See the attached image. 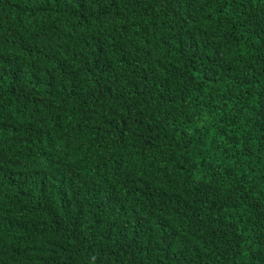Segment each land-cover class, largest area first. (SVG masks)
<instances>
[{"label":"trees","instance_id":"obj_1","mask_svg":"<svg viewBox=\"0 0 264 264\" xmlns=\"http://www.w3.org/2000/svg\"><path fill=\"white\" fill-rule=\"evenodd\" d=\"M0 264H264V0H0Z\"/></svg>","mask_w":264,"mask_h":264}]
</instances>
